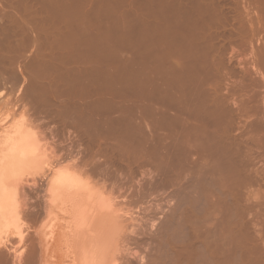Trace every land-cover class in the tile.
Listing matches in <instances>:
<instances>
[{
  "label": "rangeland",
  "instance_id": "obj_1",
  "mask_svg": "<svg viewBox=\"0 0 264 264\" xmlns=\"http://www.w3.org/2000/svg\"><path fill=\"white\" fill-rule=\"evenodd\" d=\"M154 1L155 0H0V133L4 130V128L6 130L8 129L7 127L9 128L12 127V125L16 122H20L21 124L23 123L22 125L19 123L21 127L23 125H26V126L30 125V128L28 129L32 130V132L35 133V135L39 137L38 139L43 146V149H42L43 170H41L40 172L38 171L36 172V174L32 175L33 177L36 178L37 182L33 183L31 181L30 184L23 183L22 185L24 188L26 187L25 193L29 194L26 196L27 200L29 199L28 197L32 198V200L30 201L31 203L29 202V204L33 205L34 203L35 208L32 209L33 211H31L30 209V211L31 213L35 212L36 214L35 213L34 214L37 217L35 215L33 217L29 216L31 220L28 218L30 221L29 220L27 221L26 217H28V214L26 211L27 216L26 217L24 216V218H26L25 222L24 221L19 222L18 220H16L11 225V227H7L8 230L6 228H4V231L0 229V237H1L0 238V243H1L0 244L1 245L0 246V257H1L0 264H32V263L33 264H78L79 261H77V259L78 258L80 259L78 250H77V253H76V250H74L75 253L74 251L72 252L73 249H76L74 248V245H76V243L78 242L80 238V232L78 228L79 214L77 213V210L79 209L78 207L72 208V203H69L70 202L69 201V202H66L65 205L63 206L62 210L64 211H60L59 206H61L62 204L60 205V202L56 201L54 206H55L56 212L59 213V216L58 217H56V215L52 216L51 225H49L48 227L44 226L40 230L42 223L39 222V220L40 221L43 220V216L45 213L43 211L44 210L43 208L45 207L44 205L46 204L43 202L44 201L43 198L45 196V193H44L45 189L43 187L45 186L44 185L42 186V184L45 183L44 181L46 178L44 171L48 169L47 166H74V167L77 166V168L75 169H81L85 171L88 170V172L90 173L88 174L91 177L92 174L96 175V173L92 171L93 168L91 167H94V165L100 166V167L102 165L105 166L106 163H107L106 165L107 167L105 170H103V166L101 167L102 169L101 174L104 173V175L107 176L106 178H109V177L110 178L108 180L105 178L106 179L105 180L104 179L105 176L102 177L101 174L100 175L97 174V176L99 177L94 175L92 179H93V183L96 185L93 186L94 187L93 190L90 189L87 192L95 193L96 187L105 185L106 189L108 188L107 192L109 193L111 191L110 193L112 194V196L109 193L111 197H115L116 200L119 198L118 200L120 202L125 201L124 203L126 204L128 203L126 206H123V208L120 207L121 210L122 209L124 210V207H127V209H125L124 211L123 210L121 211V214H123L122 217L124 218L126 215L127 218L130 219L131 217L132 219V216L134 215V217L136 216L135 219L137 220L135 221V219L133 218L134 222L129 221L130 224L131 223L134 224V226L131 224L132 225V228H131L129 227L131 226L130 224L127 225L125 221L123 222V220L127 218L125 217L123 220L121 218L122 225L123 226L127 225V226L123 227L121 225L123 227L121 228V232H120L121 235H118L115 240L116 242L112 243L116 245H110L111 248H110L109 253L111 252L112 247H113V250H112L113 253L114 251L116 253L115 254L110 253L111 256L108 253V255L111 258L113 257L112 258L113 262L115 258L121 259V260L122 258L124 259L122 261L115 260L116 262H114V264H118L119 263L118 261H120L123 264L124 263L125 264L126 263L128 264H138V263L147 264L148 261H149L148 262L149 264L151 263L154 264L153 263L154 261L152 262L151 258L152 256H154L153 259L155 260V257L156 258L158 257L156 256L158 255V250L156 248V245L157 247H159L158 245L159 244L161 245L162 242L159 243L158 241L159 240L162 241V238L164 237V235L162 234L163 237L159 239L157 238L156 235L159 233L156 232L157 230L156 227L157 226L159 227L161 223L163 224L165 220H166L165 221L166 223L168 221L171 222L172 216L170 217V214H172V212L174 211L178 214L177 215L174 212L177 215L176 218L177 217L181 218L179 214L182 212V214L187 213L186 215L188 214L190 215V218H188L190 220L186 219L187 216L184 215L185 217L183 218L186 219V222L190 224L193 223L194 221L196 222L192 224L193 228H191L192 226L191 225L187 230V234L183 235L182 237L185 240L187 239L186 237L190 235L189 238L191 237L192 239L191 238L190 239L193 240L194 243L196 241L195 243L196 245L193 243L194 246L193 244L190 246L187 243L188 246L184 248L183 246H184V243H186L185 241L189 240V243H192V242L190 239H187L184 241L181 238L180 243H178L179 250L184 248L185 250L183 249L182 251L184 253V251L187 252V249H186L187 247H188V251L191 249L190 252H187V253L185 252L184 255L185 254L189 255L190 253H192L187 258L189 259V257L190 258L193 257V259L191 260L194 262V264L196 263L195 260L197 258L201 259V256H200L201 254V244H200L201 243V224L197 223V222L201 223V215H200L201 198L197 200L198 198L197 192H194L196 187H198L197 191L199 190V187L201 188V172H200L201 171V146H200L201 145V140H200L201 135L200 136L196 135V133L198 134L199 132L201 134V127L193 128L194 122H192L191 120L192 118H195L197 114L200 117L199 119L201 120V112H200L201 111V108H200L201 107V100H200L201 99V93H200L201 92V84H200L201 78H199L201 77L200 75L201 70L199 69V66H198L201 63L197 65L198 61H196L200 55L195 57L197 59L194 58L197 63L195 62L193 63L194 60L192 58H185V59L193 60V61L190 60L191 62L188 60H185V62L188 61L187 63L189 62L192 63L191 64V66L193 65V68H192L191 66L189 67L190 64L189 65L187 64L188 65L187 66L185 65V62L183 63L182 57H180L181 63L179 62L180 61L179 58L176 59L177 61H175L174 60L176 58V56H174L175 52L172 53L174 57L173 59L171 58L170 63H172V61L174 63L175 61L174 63L175 66H173V68L175 67L178 68V69L175 68L177 70L174 69L173 71V68L171 66L173 63L172 64L168 63V58H167L168 56H166V53L161 54L163 58V59L162 58L159 59L161 63L162 61L167 62V64L171 67L169 68V71H170L169 72V71H166L168 70V68L166 67L167 64L164 65L162 63L163 66L159 64L161 67H164V68L162 69L160 67L162 70L160 69L161 72L159 71V76H158L159 81H157V76H156L157 73L155 71L156 56H155V53H153L155 52V48H154L155 33L153 32H155L154 28L156 27L154 23L155 21H153L155 18L152 17V16L155 17V9H154L155 7H152L154 4ZM234 3L236 2H233V4ZM234 6L231 5V7H234ZM252 6L254 7L257 5H251V6L248 5L249 11L251 12L253 11L254 16L252 14L251 15L254 18H256L258 16L257 15L258 11L256 10L257 8L255 7L253 8ZM240 7L243 8V6L240 4L239 7L237 6V9L239 10ZM232 11H234L233 8H232ZM234 13L236 12L231 13V17H230L231 19H234L233 18L235 17V15L233 16ZM253 17L250 20L254 21V23L252 22V25L256 26L257 29L260 28L257 30L258 33L257 31H254L256 33H253L252 30L254 29V26L249 25L250 21L248 18L246 19L244 18L245 21L247 22L246 23L243 20L245 23V26L247 24L246 27H248L249 29L251 28L250 30L248 29L249 34L247 35L248 38L250 39L249 40L247 39L248 41L247 43L244 44L245 46L242 45L240 46V48L237 46H234L236 44L234 43L233 39L231 42H232V45L234 43L233 46L235 48L231 46L233 48L231 49V47L229 48L230 45L228 43L227 44L229 46L226 44L227 49L229 48L226 55L228 56L230 55L229 56L230 58L235 57L236 59L239 60V62L241 63L243 62L244 65L247 64L245 65L247 67L248 66L250 67L251 62H253L251 60L253 59H255L254 62L258 60L259 63L260 62L263 63L260 60L263 59L262 55L264 56V50H263L264 48L262 49V47H264V41H263L264 31H261V27L262 29L264 28V22H262V25L258 26V23H257L258 19L257 18L254 19ZM231 22H229L230 25L228 26H231V24L232 25L235 24L234 21L232 23ZM162 28L164 30V27ZM261 39H262V42H261ZM258 40L260 42H258ZM249 41L250 43L253 42L252 45L250 46L248 43ZM257 42L260 45L262 43V45L260 46L259 44H257ZM235 49L238 51H236ZM234 52H238V53L240 52V53L237 56V53L233 54ZM232 54L234 57L231 56ZM253 54L255 56L257 55L256 56L257 59L255 57L253 58ZM227 57H226L227 62L225 66L232 71L224 70L223 73H225V71H228L227 73L229 75V73L233 72L232 73L233 75L231 74L233 77V80L232 78L230 79L228 78L231 76L227 75L228 76L227 77L226 74H224L226 77L224 75L223 77H225V79L227 78L228 84L226 83L227 80L225 82L224 78L221 79L220 77L221 75H219L220 80L217 82L218 83L220 82V84L223 86L224 89L221 88L220 91L222 92V94L224 93L223 95H225L227 99L230 100L228 101L229 104L230 103L236 104V102L239 99H241L239 100V102L245 101L246 102L245 104H249L251 102V105L249 104L250 111L248 112H246L245 110V109H248V106H246L247 108L242 109L244 107V103L240 102L241 104H243V107L241 108L240 107L241 104L237 102L238 103L237 105L238 106L240 105L239 106L240 110L242 109L246 113L252 112L251 114L249 113V115H252L253 117L246 114L247 116H245L246 117L245 118L244 117L245 112H244L243 117L242 115H239V119H241L239 121L241 123L238 122L241 124L243 128L240 126V124L238 125V123L237 125L240 127L236 125L238 129L242 128L241 129L242 132L240 131V133L246 134V132L248 133L250 129V134H251L252 126L254 123L261 121V120L264 123V119H263L264 116H262L264 115V104H263L264 103V97H263L264 96V89H263L264 79L262 82H261L262 79L259 80L261 77L256 76V73L254 74L255 70L252 68V65L250 69L252 68L253 73L251 72L247 73L246 69H245V73H243L244 72L243 68L245 67H243L241 63L238 64V60H236L235 58L234 60L231 58V60H233L232 62L234 63L232 64V62L230 61V58L228 57V60H227ZM152 59H154V61ZM198 60L199 62H201V56ZM176 62L177 63L179 62V63L177 64ZM182 63L188 68L184 67L183 65L184 69L183 68L180 69L182 67ZM228 63H231L230 64L231 66L229 65L228 67L227 65ZM259 63H252V64L253 66L254 64H256L258 68L261 67L260 70L264 71L263 69L264 64L259 67L260 65ZM179 64L181 65L180 68L178 67ZM194 64H196L195 66H198L197 68L199 70H196V67L194 66ZM233 65H235L236 68ZM237 65L239 66L241 65V66L239 67ZM165 68L167 69L165 70ZM164 70L166 73H168V75L173 74L172 77H175V80L172 81L170 88H168V84H166L167 77H165V75L166 76L168 75L164 72ZM171 70L173 73H171ZM180 71H182L183 73L181 72L179 74ZM195 71H197L198 74H196L197 72ZM263 71L261 72L264 75ZM161 73H165V74L161 75ZM177 73L178 75L176 77ZM249 73H251L250 77H248ZM240 75L241 77H239ZM254 75L256 76L257 79L255 78ZM246 76L248 77V79ZM234 77L238 79L234 80ZM251 77H253L254 80ZM242 78H243V81H242ZM190 80H192V82L196 86L193 85L192 82H189ZM249 80L251 81L253 86L250 85L251 83ZM234 81H236V83ZM244 81L246 84L244 83ZM256 81L258 83L261 82L262 85L259 83L260 85L258 84L259 85L258 86ZM158 82L160 85L159 87L160 93L158 90H156V88H158L159 86ZM240 82H242V84ZM223 83L225 84L223 85ZM220 84H218V86ZM236 84H238V86ZM255 84H256V87H255ZM155 85L156 86L158 85V86L156 87ZM165 86L170 90L168 92V94L170 93L168 97H166L167 95L166 93H164L165 90L167 89ZM251 86L253 87V89ZM230 87H232L231 89L233 90L236 89L237 93L235 92V90L230 91ZM257 87H259V89ZM161 88H163L164 91ZM172 88H173L174 93H172L171 95ZM238 89L241 91H239ZM183 90L185 91V93H187L186 95L183 92ZM179 91L181 93H178ZM187 91L188 92L191 91V93L190 92L189 93L191 95L193 93V96L188 95L189 93ZM154 93L161 94L160 101L162 100L161 102H163L164 100L165 102V103L163 102L164 104L162 103L163 106L165 105L168 106L169 103H171L172 101L174 106L173 105L171 106L170 104L171 107H169V109H171V114L172 112L177 110L176 103L178 104L179 102H181L183 109L189 110V113L188 111L185 110L186 116L187 114L189 116L191 114V105H192L193 110L195 111L197 110L196 112L194 111L195 115L193 114L191 118L190 117L188 118L187 116L189 120L187 119V121H185L186 125H188L187 127L193 128L192 130H190L187 127L184 130V126L186 125L182 127L183 129L181 128L177 130L176 126L173 127V124H172L173 120L171 121V119L173 118L170 117V120L169 118H166V117L163 118V119H166L165 121H167L170 124V126L172 125L171 126L172 128H174L172 129L173 130L172 131L173 132L172 141H174L175 138L178 136L176 138L177 143L175 144L178 145V150H181L178 152L179 153L178 155H180L179 156L180 159L177 161L179 162H177V164L175 165V162H176L175 161L173 164L174 167L170 166V168L172 169H169L170 171L169 175L173 173L175 176L168 175L169 177L167 176V178L162 175L163 170L161 171V169L163 168L160 167L159 169L158 166L155 165L156 163L155 159L150 158L149 155L147 156L146 153L144 154L145 158L141 157L143 155L142 150H144L145 152V149L143 145H140V146L138 145L140 144V140L143 138V136L147 134V132L151 130L150 128H152L154 125L153 121H154L155 115L153 112H151L153 111V108H154L153 106H155L156 104V101L154 99L156 94L154 95ZM236 94H240V97L239 95H236ZM243 95H245V98ZM241 97L244 99V101L242 100ZM165 98H168V99L171 98V100H168ZM233 98H234V102H232ZM247 99H250L248 100L249 102L247 101ZM166 100L168 101L166 102ZM190 100L192 101L191 102L192 104L190 103ZM252 101H253V105H252ZM256 101L259 103H257ZM182 102L183 103L185 102V103L183 104ZM150 103L153 108L150 106ZM231 105L233 106L234 104H231ZM237 105H235V107H237ZM185 106L187 108H185ZM193 106L194 108L196 107L197 109L196 108L194 109ZM251 109L253 110L251 111ZM259 109H260V112L261 110H263L260 113V117L261 116L263 117V118L261 117L262 119L261 118L259 119L258 118L259 116L257 117L255 114L254 115L257 118L254 117L253 115V113H256V114L258 113L259 115V112H258ZM242 110H241V113H242ZM243 121L245 123H242ZM17 124L18 123L14 125L16 126ZM200 124H201V121H200ZM242 124H247V125L249 124L248 125L249 128L247 127L248 130H245L247 128H244L247 125L243 126ZM174 125H176V123ZM131 126H132V129H131ZM175 130L178 131V132L176 131L177 132V136L175 135L176 137L174 136V133H176L174 132ZM180 130H183V132L182 134L178 135L180 133ZM185 131L188 132V135H187V132ZM194 131H197V132L195 133ZM194 133L196 136L195 135L192 136V134ZM184 134L187 137L183 136ZM246 135H245L246 137L250 136L248 134ZM197 136H199L200 139L197 140L196 138ZM250 137H252V135ZM184 138L187 140H185ZM124 139H125V142H124ZM167 139L171 140L170 138H167ZM178 139L183 142L180 143ZM124 143H128L129 145H126ZM128 146L129 147L131 146V147L127 151L125 147L128 148ZM113 147L114 148L116 147L117 150L116 149L114 150ZM133 147L135 149L132 150ZM119 148H120V151L126 150L127 152L125 151L126 153L123 154L121 151L120 153V151L118 150ZM134 150L137 151V154L136 152H133ZM258 153L260 152L258 151ZM258 153L256 152V154ZM256 154H254V156ZM263 155L264 154L259 155L258 157L261 156L263 158ZM140 157L142 159H140ZM179 157L177 156V158ZM261 157L259 158L260 160H261ZM255 161L257 163V159H255ZM258 164H260L261 166H255V167L253 166L254 169L255 170L257 169L256 171H258L256 172L253 169V172L257 173V178L254 184L256 188H254V186L251 185L253 186L252 187L253 192L251 191L250 187H248L249 189L247 192L251 191L255 196H257V192H260L258 194L259 195L261 194L260 197H262L264 196V160L262 159L261 163L258 162ZM109 166L111 167L113 166V167L112 169L107 170V168H111ZM120 166L123 169L128 168L130 172H128V170H125V169L121 170ZM124 166H129V167L126 168ZM114 168H117V169H114ZM90 170L92 173L90 172ZM105 171H108L106 172L108 173V175L105 173ZM109 173L111 175L113 174L114 176L113 175L111 176ZM118 173H120L121 175H119ZM32 176H28V178L31 180L33 178ZM119 176L121 177V181H120ZM172 176H174V178ZM61 177L63 178V175ZM191 181L193 183H191ZM190 183L192 185L194 184L193 185V187H195L194 189ZM196 184L198 186H196ZM76 185H78L76 182L72 183V186H76ZM152 188L153 190H151ZM147 190H148V193H147ZM200 194H201V191H200ZM180 203L184 204V206H182L183 209L180 208L179 206L181 205ZM261 203L262 201L260 202L259 205H255V207L251 208L250 209L251 211L249 210V213L252 212L251 214H249L251 217L249 219H252V223L254 222L253 223L254 228L256 229L258 228L257 230L255 229V231L257 235L260 236V238L262 237V241L264 242V203H262L263 205ZM177 204H179L178 206L181 210L178 208ZM190 204L191 206L192 205L193 206L195 205V206L191 208ZM261 207L263 208V211ZM182 210H184V213ZM126 211L128 212V214H125ZM177 211H181V212H177ZM194 212L195 214H193ZM197 212L199 213L200 218H198L199 215L197 214ZM253 213H255L254 214L255 216L253 215ZM196 214H197V217H196ZM173 217H175V215H173ZM191 217H192L193 222L191 221ZM195 217L198 219H196ZM166 218L167 219L171 218V220L169 219L167 221ZM32 219L33 220L36 219L35 221L38 222L37 227L39 229L37 228L38 231H35L36 235H37V232L39 233V230H40L43 234L40 232V234L38 235L41 236L42 234L43 237H39L38 235L36 236L35 233H33L34 232L33 230L29 231L31 232L30 233L31 236L25 235L26 232H24V229L26 225L24 223L28 222V225L31 226ZM22 220H25V219H22ZM71 224H73V227H72L73 231H70L68 227ZM190 224H188V226ZM194 224H198L199 226L198 225L194 226ZM135 226L137 228V231L139 233L141 232V235H138L139 234L138 233L137 234L138 236H135L137 231H133L135 234L134 233L132 234V232L129 233L130 231L134 229L136 230V228L133 229V227ZM196 227H198L197 228L198 231ZM125 228H127V230H125ZM129 228L131 229L129 230ZM162 229H165V228H162ZM190 229L191 230L195 229L193 231H195L196 233L193 231L191 232ZM161 230H158V231L161 232ZM123 231H129L128 233L130 235H128L127 232L126 234L125 233L123 234ZM32 233L34 236L32 235ZM154 233H155V236L153 235ZM162 233H164V230L162 231ZM192 233L195 235H193ZM21 234H23V236ZM124 235L125 236L128 235L129 237L127 236L126 238ZM25 236L27 237V239ZM130 236L133 239L130 238ZM38 237L40 239L42 238V240L44 239L45 243L43 241L42 243L39 244V242H41L42 240L40 241ZM158 237L160 236L158 235ZM155 238H157L158 244L156 243ZM182 240L184 243L182 242ZM2 242H3V245H2ZM23 243H25L26 246L35 244L32 246L35 257L33 256L34 254L32 255L30 253L32 252L30 251L32 250L31 247L28 248ZM181 243H183V245ZM126 244L130 246L129 247L125 246ZM121 245H123L124 247H122ZM180 245L182 246L180 247ZM68 246L73 247V249L69 248ZM173 246H175V243ZM125 247H127V251L129 250L128 252L131 253L132 255L127 254L128 252H125L126 251ZM178 247L177 245L175 246L176 249ZM151 248L153 250H151ZM17 250L19 252H17ZM149 251L150 252L152 251L153 253L152 252L148 253ZM28 252L31 254V256H33V259L35 258L34 261L31 259V257L30 258L28 257L29 256ZM176 252L174 253L176 254ZM193 252H195V254ZM197 252L199 256L197 255ZM147 253L152 254L150 255L151 258ZM113 255H116V257ZM192 255H196L197 257L195 258V256H192ZM144 256L145 258H143ZM27 257L31 259L33 262L30 261ZM75 257H78V258L75 259ZM26 259H28V262L26 261ZM112 260H110V262H112ZM191 260L189 261L190 263H192Z\"/></svg>",
  "mask_w": 264,
  "mask_h": 264
},
{
  "label": "bare ground",
  "instance_id": "obj_2",
  "mask_svg": "<svg viewBox=\"0 0 264 264\" xmlns=\"http://www.w3.org/2000/svg\"><path fill=\"white\" fill-rule=\"evenodd\" d=\"M232 1L236 2V3L233 4ZM240 4L243 6V8L240 7L241 9L239 8V10H238L237 6L239 7ZM231 5L232 6L235 5L234 7L237 10H235L234 7H231ZM248 5L249 6L257 5V6H254L255 8H257L256 10L259 13V14L257 13L258 16L256 17L258 19L257 23H258V26L262 25V22H264V0H155L154 4L152 6V7H155L154 8L155 9V17L154 16H152V17L155 18L153 21H155L154 23L156 25V27L154 25L155 32H153V33H155V39H154V41H155L154 42L155 52H153V53H155V56H156V58H155V60H156L155 71L157 73V75H156L157 81H159V77H158L159 71L161 72V70L164 68L161 66H163V64L164 65L167 64V62H163V61H162V63H163L162 64L161 61L159 60L160 58H162L161 54L166 53V56H168L167 58H168L169 64L173 63V61H172V63H170V61H171V58L173 59L174 56H176V58L174 59L175 61H177L176 59H178V58L180 59V57H182L183 63L185 62V60H188V61L191 60V59H185V58H192L194 60V61L191 60V61H193V63L194 62L197 63L196 61H198L197 65L199 63H201L200 65H198L199 69L201 70V74L199 72V74L201 75V77H199V78H201V83H200L201 84V92H200L201 93V99H200L201 100V107L199 106L201 108V111H200L201 112V120L199 119L200 117L198 116L197 113H196L197 115L195 116V118L191 119L192 122H194L193 128L194 127H196V128L201 127V134H200V132L197 134L196 133L197 131H194L196 133V135H199V136L201 135L200 136L201 139L199 138V136L196 137L197 140L198 139L201 140V145H200L201 146V171H200L201 172V188L199 187L201 194H200L199 190H198L199 193L197 191L198 187H196V189H195L196 191L194 190V192H197V196H198L197 200H199L201 198V213H200L201 223L197 222L198 224H201V243H200L201 244V254H200L201 259L197 258L195 260L196 261L195 264H264V242L262 241V237L260 238V236L257 235V233L255 231L256 228H254V225H253L254 222L252 223V219H249V218H251L249 214L252 213V212L249 213V210L251 208L255 207V205H259L261 201H262V203H264V196L260 197L261 194L260 195L258 194L260 192H257V196H255L252 193L253 192L252 187L254 186L256 178H257L256 172H258V171H256L257 169L256 170L254 169V167L255 166H261L260 164H258V162L261 163L262 159L264 160V155H263V158L260 156L261 160L259 159L260 157H258L259 155L264 154V123L262 122V120L254 123L252 126V133L251 134H250V129H249L248 133L246 131H244V132H246V134H248L250 136L252 135V137H250V136L246 137L247 135L245 133L244 134L240 133V131L243 127L240 124L241 122L239 120H241V119H239V115H242V117H243V114L245 111H243L242 109L247 108L246 106H248V109H245L246 112L250 111L249 106L251 105V102L249 103L250 105L245 104L246 102L241 97L242 100L244 101V102L240 101L241 103H244V107H243V104H241L239 102V100H241V99H239L237 101L238 103L241 104V106L240 105L239 106L241 108L243 107L241 109L242 110V113H241L240 107L237 105L238 104L237 102H236V104L235 103L229 104L228 101H230V100L227 99L225 97V95H223L224 93L222 94V92L220 91L221 88L224 89L223 86L220 84V82L219 83L217 82L220 80L219 75H221L220 76L221 79L224 78L225 82L227 80V78L225 79V77L228 75V73H227L228 71H225V73H223V71L224 70H230L229 68H227L225 66L226 62H227L226 57L228 55H226V54H227L228 49L231 46H233L234 43L236 44L234 46H237L239 48L242 45L245 46L244 44L247 43V41L250 39L247 36L249 34L248 33L249 28L246 27L247 24L245 26L244 21L246 18H248L250 21L249 25H252V22L254 23V21L253 20L251 21L250 19L254 15H253V11L252 12L249 11ZM232 8L234 11H232ZM240 10H241V12H240ZM254 11H255V9H254ZM232 12H236L233 14V16L235 15V17H233L234 19L230 18ZM254 13H256V12H254ZM256 18H254V19H256ZM229 20H231V21L233 20L235 22V24H233V25L231 24V26H228V25H230L229 22H231ZM252 26H254V25H252ZM162 27H164V30ZM249 27H251V26H249ZM255 27L256 26H254V29L252 30L253 33H256L254 31H257L258 29H260V28L257 29V27L256 28ZM261 31H264V28L262 29V27H261ZM261 31H259V32H261ZM257 33H258V31H257ZM232 39L234 41L233 45L231 42ZM263 41H264V39H263ZM258 42H260V41L258 40ZM258 42H257V44H259ZM261 42H262V39H261ZM187 43H189V44H187ZM248 43L250 46V45H252L253 42L250 43V41H249ZM226 44L229 46L228 49L226 47ZM261 45H262V43H261ZM251 47H253V46H251ZM255 48H256V46H255ZM263 48L264 47H262V49ZM231 49H233V48L231 47ZM254 50H256V49H254ZM236 51H238V50H236ZM239 51H241V50H239ZM172 53H174V56ZM235 53H237V56H238V54L240 52L239 53L234 52L233 54H235ZM253 53H254V51H253ZM233 54L231 56H233ZM198 55L201 56V62H199V60H198L200 58V56L198 59L195 58ZM258 55H260V54H258ZM256 56L253 54V58L254 57L256 58ZM228 57H227V60H228ZM194 58L197 60L195 61ZM231 58H230V61L232 62L235 57L232 58L233 60H231ZM262 58L264 59L263 55H262ZM258 59H259V57H258ZM263 59L260 60L263 63H261V62L259 63L258 60H256V62H254L255 59H253V60H251L253 62H251V64H250V67L252 65V68L255 70L254 74L256 73V76L261 77L259 79V80L262 79L261 82L264 79V75L261 72L263 70H260V68H261L260 66L264 64ZM152 60L154 61V59H152ZM236 60H238V59H236ZM175 61H174V63H175ZM179 62L181 63V59ZM187 62H185V65L190 64L189 65V67H190L192 63H190V62L187 63ZM174 63L171 65L172 68H173V66H175ZM183 63H182L181 68H180V66H181L180 64H179V66L178 65L177 66L180 69H182L183 65H184ZM235 63H236V61H235ZM240 63L241 62H239V60H238V64H240ZM244 63H246V62H244ZM249 63H250V61H249ZM252 63H259L260 68H258L256 64H254V66L256 65L254 67ZM159 64H161V66ZM230 64L231 63L227 64L228 67ZM232 64H234V63L232 62ZM241 64L243 65V67H245V68H243V70H244L243 73H245V69H246L247 73L248 72L253 73L252 68L250 69L249 66L248 67L245 66L247 64L244 65L243 62ZM185 65H184V67L188 68L187 67L188 65L187 66H185ZM195 65L196 64H194V66ZM171 66H169L167 64L166 67L168 68V70H166L167 68H165V70L169 71V68ZM198 66H195L196 70H199L197 68ZM200 66H201V68H200ZM233 66L235 67V65H233ZM237 66H239V65H237ZM191 67L193 68V65ZM175 68H177V67H175ZM175 68H173V71ZM177 69H175V70H177ZM248 69H249V71H248ZM263 69H264V67H263ZM165 70H164V72H165ZM238 70H240V69H238ZM182 71H180L179 74ZM230 71H232V70H230ZM241 71H242V69H241ZM176 72H178V71H176ZM195 72H197V71H195ZM165 73H161V75L165 74ZM171 73H173L172 70H171ZM232 73L233 72L229 73V75H228L231 77H228V76L227 77L229 79L232 78V80H233V77H232L233 74ZM251 73H249L248 77H250ZM166 74L168 75V73H166ZM196 74H198V72ZM224 74H226V76ZM177 75H178V73L176 74V77H177ZM223 75L225 77H223ZM172 76H173V74H170L168 76L165 75V77H167V83L166 84H168V88H170L172 81L175 80V77H172ZM256 76H255V78H256ZM239 77H241V75ZM248 77H247V79H248ZM195 78H196V76H195ZM251 78H253V77H251ZM235 79L236 78L234 77V80ZM253 80H254V78H253ZM157 81H156V83H157ZM179 81H180V79H179ZM242 81H243V78H242ZM189 82H192V80H190ZM234 82L236 83V81H234ZM234 82H233V84H234ZM237 82H239V81H237ZM261 82H259V83L261 84ZM226 83L228 84V80ZM240 83L242 84V82H240ZM244 83H245V81H244ZM250 83H251V81H250ZM259 83L257 82V85ZM160 84H161V82H160ZM218 84H220L221 87H220V85L218 86ZM224 84L225 83H223V85ZM245 84H244V86H245ZM263 84H264V81H263ZM158 85H159V82H158ZM164 85H165V83H164ZM193 85H195V84L193 83ZM236 85L238 86V84H236ZM250 85H252V83ZM159 87H160V85L158 86V88H156V90H158L160 93ZM239 87H240V85H239ZM255 87H256V84H255ZM168 88L164 92L167 95L166 97H168V95L170 94V93L168 94V92L170 91ZM231 88L232 87H230V91L233 90ZM257 88L259 89V87H257ZM161 89L164 91L163 88H161ZM252 89H253V87H252ZM234 90L237 93V90L236 89H234ZM239 91H241V90H239ZM183 92L185 93L184 90H183ZM189 92L191 93V91H189ZM159 93H154V95L156 94L154 97V99L156 101L155 106H153L154 108L151 106V103H150V106L153 108V111H151V112H153L155 115V116L153 115L154 116V121H153L154 125L152 124L153 127L150 128L151 130L143 136V138L140 140V144H138V145L144 146L145 152H144V150H142L143 155L146 153L147 156L149 155L150 158L155 159L156 160L155 165L158 166L159 169H160V167L163 168V169H161V171L163 170L162 175L167 178V176L170 173L169 169H172V168H170V166L172 167L175 161H176L175 162V165H176L177 162H179L177 160L180 159V157H179L180 155H178L179 154L178 152L181 150H178V145L175 144V143H177L176 138L178 137L177 136V132H178L177 130L181 129L184 125H186L185 121H187V119L189 117L191 118V116H193V114L195 115V112L197 110L196 111L193 110L192 105H191V114L192 115L190 114V116H189L187 114V116H188V118H187L186 111H188V113H189V110L183 109L181 102H179L178 104L176 103V109L177 110L172 112V114H171V109H169V107H171L173 105L172 101H171V103H169L168 106H166V105L163 106V104L165 102H164V100H163L164 103L161 102L162 100L160 101L161 94H159ZM172 93H174L173 88L171 90V95H172ZM178 93H181V92L179 91ZM190 93L188 95H191ZM186 94L187 93H185V95ZM236 95H239V97H240V94H236ZM236 95H234V96H236ZM191 96H193V93ZM243 96L245 98V95H243ZM227 97H228V95H227ZM165 99H168V98H165ZM258 99H260V98H258ZM168 100H171V98ZM168 100H166V102ZM248 100H250V99H247V101ZM231 101H232V99H231ZM235 101H236V99H235ZM253 101H254V99H253ZM253 101H252V105H253ZM191 102L192 101L190 100V103ZM232 102H234V98H233ZM257 103H259V102H257ZM170 104H171V106H170ZM231 104H234L233 105L234 108ZM235 105H237V107H235ZM185 108H187V107L185 106ZM193 108H194V106H193ZM252 108H254V107H252ZM256 109H257V107H256ZM260 109L258 110L259 115H258V113L257 114L253 113V115L255 114L257 117L259 116L258 117L259 119L262 116H264V115H262L260 117V113L263 111V110H261V112H260ZM252 110L253 109H251V111ZM246 112L244 114V117L249 115V113L250 114L252 113V112H249V113H246ZM255 115H254V117H256ZM249 116H252V115H249ZM164 117L169 118V120H170V117L173 118V119H171V121L173 120V123H172L173 127L174 126L177 127V130L174 131V132L177 131L176 133H174V136L175 135L177 136V137L175 136L176 138L174 137L175 138L174 141H172V133H173L172 129H174V128H172L171 127L172 125L170 126V124L167 121H165L166 119H163ZM259 119H257V120H259ZM200 121H201V124H200ZM174 122L176 123V125H174L175 124ZM238 122H240V123H238ZM16 123H18V124L15 126L14 124H16ZM16 123H14L12 125V127H10V128L7 127L8 129H6V130L4 128V130L0 133V229H2L3 231H4V228L7 229V227H11V225L16 220H18L19 222H22V221L25 222L26 218L28 221L31 216L33 217L36 214L35 212L31 213V211H33L32 209L35 208L34 203H33V205L29 204V202L32 200V198L28 197L29 201L27 200L26 196L29 194L25 193L26 187L24 188L22 185H23V183H29L30 184L31 181L33 183H36L37 180L32 175L36 174V172H38V171L40 172L41 170H43V166H42L43 165L42 164L43 146L38 139L39 137L36 136L35 133L32 132V130L28 129V128H30V125H27V126L23 125L24 127L22 126L23 127L22 128L21 125L23 123L22 124L20 122H16ZM19 123L21 125H19ZM237 123H238V125L240 124V126L242 128L238 129V127H240V126H238ZM242 123H245V122L243 121ZM242 125L244 126L247 124H242ZM248 125L244 128H247ZM151 126H149V127H151ZM187 126L188 125L184 126V130ZM85 127H86V125H85ZM187 128H189V127H187ZM193 128H189V129L192 130ZM248 128L245 130H248ZM131 129H132V126H131ZM236 129H238V130H236ZM104 130H105V128H104ZM187 131H185V132H187ZM237 131H238V133H237ZM182 132H183V130H180V133L178 135L182 134ZM126 133H128V132H126ZM129 133H131V132H129ZM195 133L192 134V136L195 135ZM187 135H188V132H187ZM183 136H185V134ZM185 137H187V136H185ZM140 138H141V136H140ZM167 138H170L171 140H168ZM125 139H124V142H125ZM137 140H138V138H137ZM185 140H187V139H185ZM185 140H184V142H185ZM179 141H180V143L183 142L181 140H179ZM190 141H191V139H190ZM188 143H189V141H188ZM124 144L129 145L128 143H124ZM178 144H179V142H178ZM131 146H133V145H131ZM136 146H137V144H136ZM130 147L128 146V148L127 147H125V148L128 151ZM115 149H116V147L114 148V150ZM133 149H135V148L133 147L132 150ZM195 149H196V147H195ZM111 150H113V149H111ZM118 150L120 151V148ZM121 151H120V153H121ZM125 151H122V153L124 154L127 152V151L126 152ZM258 151L261 154L258 153ZM133 152H136V154H137L136 150H134ZM256 152L259 155L256 154ZM139 154H140V152H139ZM254 154H256L258 156L255 155L256 156L255 157ZM143 155L142 156L139 155V156L145 158V155L144 156ZM177 156L179 158H177ZM117 157H119V156H117ZM141 157H140V159H142ZM146 159H148V158H146ZM255 159H257V163H256ZM179 164H181V163H179ZM106 165H107V163H106ZM106 165L105 166L102 165L103 170L106 169V167H107ZM251 166H252V168H251ZM101 167L95 166V165H94V167H91V168H93L92 171H94V173H96V175L94 174L95 176H97V174H99V175L101 174V171H102ZM109 167H111V166H109ZM112 167L107 168V170L112 169ZM124 167L127 168L129 166H124ZM134 167H132V168H134ZM47 168L48 169L44 171V174L46 177L45 181H44L45 183L43 182L44 184H42V186L43 185L45 186V187H43L45 189L44 190L45 196L43 198V200H44L43 202L46 203L44 205L45 207L43 208L44 209L43 211L45 213L43 216V220L40 221L38 219L39 222L42 223L41 227L39 226L40 230L44 226L48 227L49 225H51L52 216H54V215H56V217L59 216V213L56 212V209L54 206L56 201L60 202V205L62 204L61 206H59L60 211H64V210H62L63 206L65 205L66 202L70 201L69 203H72V208H77V207L79 208L77 210V213L79 214L78 228H79V232H80V238H79L78 242L76 243V245H74V248H76V249H73V247L68 246L69 248L73 249L72 252L74 250H76V253H77V250H78L80 259L78 257H75V259L76 258L79 259V260L77 259V261H79L78 264H111L113 262V260H112L113 257L111 258L110 256L113 253V251H112L113 247H112V250L110 252L111 254H110L109 253L110 248H111L110 245H116V244H112V243L116 242L115 240H116L118 235H121L120 234L121 228L129 225L130 224L129 221L134 222L133 218L135 219V217H136V216L134 217V215L132 214L133 216H132V219L130 217V219H131L130 220L125 215V217L127 219L123 220L125 217L124 218L122 217L123 214H121V211L123 209L121 210L120 207L123 208V206H126L128 203L127 204L124 203L125 201H123V200H122L123 202H120L118 200L119 198L116 200L115 197H111L112 196V194L110 193L111 191L109 192L111 194V196H110L109 193L107 192L108 188L106 189L105 185H102L100 187H96L95 193H88L87 191L90 189L93 190V188H94L93 186L96 185L93 183V179H92V177L94 175L92 174V176L90 177V175H89L90 173L88 172V170L85 171V170H81V169H75V168H77V166L76 167H74V166H47ZM120 168H121V170L123 169L121 166H120ZM130 168H131V166H130ZM114 169H117V168H114ZM253 169L256 171L255 173L253 172ZM125 170H128V168ZM90 172H91V170H90ZM106 172H108V171H105V173ZM128 172H130V171L128 170ZM106 174L108 175V173H106ZM118 174L121 175L120 173H118ZM125 174H126V172H125ZM254 174H256V175H254ZM62 175H63V178L61 177ZM170 175H174V174L172 173ZM28 176H32L33 178L30 180L28 178ZM101 176L102 177L105 176L104 173L101 174ZM174 176H172V177L174 178ZM97 177H99V176H97ZM106 177L107 176H105L104 179ZM253 177L255 180L253 179ZM109 178H106V179L108 180ZM119 178L121 181L120 176H119ZM129 178H130V176H129ZM175 179H176V177H175ZM73 182H76L78 185L72 186ZM199 182H198V184H199ZM105 183H106V181H105ZM191 183H193V182L191 181ZM120 185H121V183H120ZM193 185H192V187H193ZM251 185H253V186H251ZM163 186H165V185H163ZM196 186H198V185L196 184ZM165 187H167V186H165ZM248 187L251 188V191H252V192L250 191L251 193L247 192L249 189ZM194 188L195 187H193V189ZM254 188H256V187L254 186ZM151 190H153V188ZM182 190H183V188H182ZM147 193H148V190H147ZM154 193H155V191H154ZM150 194H152V193H150ZM183 196H185V195H183ZM125 199H127V198H125ZM186 202H188V201H186ZM183 203L182 204L180 203L181 205L177 204V206L179 205L180 208L183 209L182 208V206H184ZM188 205H189V203H188ZM179 206H178V208H179ZM190 206H191V204H190ZM194 206L192 205L191 208ZM187 207H186V209H187ZM30 209H31V211H30ZM125 209H127V207H124V210ZM252 210H254V209H252ZM26 211H27L28 217H26L27 216ZM182 211L184 213V210H182ZM262 211H263V208H262ZM126 212H125V214H128V212L127 213ZM174 212H172V214ZM177 212H181V211H177ZM122 213H124V212H122ZM175 213L173 214V215H175V217H173V215L170 214V217L172 216L171 222L168 221L169 219L171 220V218H168V219L166 218L168 221L167 223L165 222L166 221L165 220L163 224L161 223L162 225L159 223L160 226L159 227L157 226L158 228L156 227V229H157L156 232L159 233V234H157L155 232L157 234L156 235L157 238L159 239V238L163 237V235H164V237H163L164 239L162 238V241L161 240L158 241L157 238H155L156 243H157V241L159 243L162 242L161 245L160 244L158 245L159 247H157V245H156V248L158 250V255H156V256H158V257L157 258L155 257V260L153 259L154 256H152V258H151L150 255H152V254H148V253H151L152 251L151 252L149 251L147 253L150 256L151 261L152 262L154 261L153 262L154 264H189L190 263L189 261L191 259H193V257L192 258L189 257V259L187 258L192 253H190L189 255H186V254L184 255V253L186 251H184V253L182 251L186 246H188V244L191 246L194 243V241L191 240L192 239L191 237H190L191 239L189 238L190 235H188L187 237L185 236V237L187 239H190L192 243H189V240H187V239H185V240H187V241H185L182 237H183V235L187 234L188 228L195 221L193 222L192 217H191V221L193 223L190 224V223L186 222V219L190 218L189 214H188L189 215L188 216V215H186L187 213L182 214V212H181L180 214H182L183 216L179 214V216H181V218H178V217L176 218V216L178 214L176 213L177 214L176 215ZM193 214H195V212ZM197 214L199 215L198 212H197ZM197 214H196V217H197ZM254 214L255 213H253V215ZM184 215L187 216L186 219L183 218V217H185ZM200 215L198 218H200ZM24 216L26 218H24ZM41 216H42V214H41ZM121 218H122L123 222L124 221L126 222L127 225H125V223H124L125 226L122 225ZM198 218H196V219H198ZM22 219H25V220H22ZM33 219L31 221L33 225L31 224V226L28 225V222L24 223L26 225V227L24 229V232H26L25 235L31 236V234H30L31 232H29L30 230H33L34 231L33 233H35V231H38V229H39L37 227L38 222L35 221L37 218L35 220H33ZM126 220H128V221H126ZM188 220H190V219H188ZM135 221H137V220L135 219ZM165 223H166V225H165ZM24 224H23V226H24ZM188 224H190V225L188 226ZM198 224H194V226L195 225L197 226ZM56 225H58V224H56ZM132 225L134 226V224H132ZM132 225L129 227L132 228ZM258 226H259V224H258ZM68 227H69L70 231H73V229H72L73 224L69 225ZM131 228H129V230ZM134 228H136V226L133 227V229ZM162 228H165V229H162ZM191 228H193V225L191 226ZM197 228L198 227H196V229ZM16 230H14V231H16ZM18 230H19V228H18ZM40 230H39V233L37 232V235L40 234V232H41ZM125 230H127V228H125ZM158 230H161V232ZM163 230H164V233H162ZM193 230H195V229H192L191 232ZM133 231H137V228H136V230L134 229L130 232L129 231H123V234L124 233L126 234V232L127 233L132 232V234H133L134 233ZM197 231H198V229H197ZM193 232H195V231H193ZM7 233H8V231H7ZM33 233H32V235H33ZM68 233H70V232H68ZM129 233H128V235H130ZM138 233H139L138 231L136 234L134 233L135 236L141 235V232L139 234ZM155 233L153 234L154 236H155ZM259 233H260V231H259ZM42 234H41V236H39V235L38 236L43 237ZM142 234H143V232H142ZM21 235L23 236V234H21ZM35 235H36V233H35ZM128 235H126V236L124 235V236L127 238ZM158 235L160 237H158ZM193 235H195V234H193ZM9 238H10V236H9ZM19 238H20V236H19ZM130 238H132V237L130 236ZM181 238L186 243H184L182 240V242L184 243V246H183L184 248L179 250V247H178L179 244L178 243H180ZM26 239H27V237H26ZM132 239H131V241H132ZM28 240H29V238H28ZM39 240L41 241L42 238L41 239L39 238ZM135 240H136V238H135ZM43 241L45 243V240L43 239L41 242H39V244L42 243ZM22 242H23V240H22ZM174 243H175V246L177 245V247H178L177 249L175 248V246H173ZM183 243H181V244L183 245ZM195 243H196V241H195ZM5 244H7V243H5ZM23 244L25 245V243H23ZM194 244H193V246H194ZM2 245H3V242H2ZM33 245H35V244H31L30 246H28V245L27 246L25 245V246L28 248L31 247V249H32ZM182 245H180V247ZM121 246L124 247L123 245H121ZM125 246H128V244H126ZM171 246H173L174 249ZM22 248H24V247H22ZM171 248H172V250H171ZM27 249H25V250H27ZM40 249H41V247H40ZM186 249H187V252H190V250H191L190 249L188 251V247ZM125 250H126L125 252L129 251V250L127 251V247H125ZM149 250H150V248H149ZM151 250H153V249L151 248ZM174 250H176L177 252L179 251V252L177 253ZM30 251L33 252V253L30 252L33 255L34 254L33 249ZM17 252H19V251L17 250ZM155 252H157V251H155ZM174 252H176V254ZM30 253L28 254L29 255L28 257L29 258L31 257V259L34 261L35 258L33 259V256L35 257V254L33 256H31ZM74 253H75V251H74ZM108 253L110 254V256L108 255ZM115 253L116 252L114 251L113 254H115ZM193 253L195 254V252H193ZM127 254L132 255L129 252ZM107 255L111 259L108 258ZM197 255H198V252H197ZM113 256L116 257V255H113ZM145 256L143 258H145ZM192 256H195V258L197 257L196 255H192ZM28 259H26L27 262H28ZM31 259H29V260L32 261ZM123 259L124 258H122V260ZM110 260H112V262H110ZM115 260L122 261L121 259H116V258H115ZM115 260H114V262H116ZM120 261H118V262L121 263ZM114 262L112 264H114ZM124 262H125V260H124ZM148 262H147V264H149ZM29 263H31V262H29ZM192 263L194 264L193 261H192ZM192 263H190V264H192ZM121 264H123V263H121ZM126 264H128V263H126Z\"/></svg>",
  "mask_w": 264,
  "mask_h": 264
}]
</instances>
